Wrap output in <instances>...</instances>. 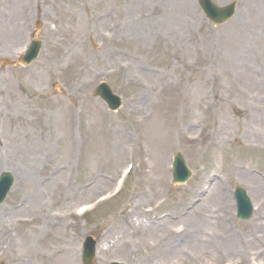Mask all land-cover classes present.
Wrapping results in <instances>:
<instances>
[{
	"label": "rangeland",
	"instance_id": "rangeland-1",
	"mask_svg": "<svg viewBox=\"0 0 264 264\" xmlns=\"http://www.w3.org/2000/svg\"><path fill=\"white\" fill-rule=\"evenodd\" d=\"M213 1L236 15L214 26L197 0H0V59L43 42L28 67L0 63V174L15 178L0 264H84L89 235L94 264H264V0ZM102 81L123 97L117 112L95 94ZM151 215L167 218L162 235L130 225Z\"/></svg>",
	"mask_w": 264,
	"mask_h": 264
},
{
	"label": "water",
	"instance_id": "water-1",
	"mask_svg": "<svg viewBox=\"0 0 264 264\" xmlns=\"http://www.w3.org/2000/svg\"><path fill=\"white\" fill-rule=\"evenodd\" d=\"M200 3L203 9L205 10L206 14L210 18H212L216 24H220L228 20L235 13V3H232L223 8L217 7L211 0H200ZM38 47H39L38 45L36 44L34 45L30 56H27V59L25 58V63L30 61L31 58H33L37 54ZM102 95L105 99L109 100L111 108L116 109L119 107V99L112 95L109 88L103 86ZM177 164H178V170L176 172L175 179L183 182L190 176V171L186 167L185 162L180 155L177 156ZM9 178L11 180V177H9V175L3 176L2 183L0 185V201L3 199V196L5 195L6 191L9 188L10 180L9 183L7 182ZM236 194L239 202V217L249 219L251 216V203L249 198L246 196L245 191L242 189H238ZM93 257H94V253H93V249L91 248L89 249V251L86 252L85 262L87 264H92Z\"/></svg>",
	"mask_w": 264,
	"mask_h": 264
},
{
	"label": "bare ground",
	"instance_id": "bare-ground-1",
	"mask_svg": "<svg viewBox=\"0 0 264 264\" xmlns=\"http://www.w3.org/2000/svg\"><path fill=\"white\" fill-rule=\"evenodd\" d=\"M17 28L19 29L20 28V26H17ZM7 30H8V28H6V29H4L2 32H4V33H6L7 32ZM13 32L14 31H12L10 34H13ZM16 35H18V33H16ZM59 69H57V70H52V73L53 74H55V75H58L59 74ZM216 134V133H215ZM26 148V147H25ZM29 149L31 148V146H29L28 147ZM29 175H32V173H30ZM214 192H213V194L211 195V197H212V199L213 198H215L216 200H222V199H225L226 198V195H227V193H224L223 191H221V190H219V188H218V186H215L214 188ZM205 191V187H204V183H202V184H200L199 185V187H198V189L197 190H195L194 191V193L198 196V195H200L202 192H204ZM214 200V199H213ZM205 204V205H204ZM202 203L201 204V210L199 209V210H197V212H204V217L206 218V220H208V222L210 223L211 221H212V219H209V218H212V217H209V214H210V212H207L206 211V208L208 207L206 204V201H205V203ZM38 209H42V208H40V207H38ZM40 210H38V212H36L35 211V215H36V217H39V211ZM198 213V214H199ZM197 214V215H198ZM2 216H3V213H2V211H0V219L2 218ZM194 219H196V215H195V213L193 212L192 213V215L189 217V220H191V221H193ZM203 219V218H202ZM61 220H62V217H61V215L58 213V214H56V215H54L53 217H52V219L51 220H49V219H46V223H48V224H52V226H60V223H61ZM167 221V218H166V220H163V219H158L157 218V216H153V215H151V217H149L148 216V218H147V222H139L138 224L137 223H135L134 221H130V225L131 226H133V228L135 229V230H137V231H139L141 234H144V233H146L148 230H155L156 231V233H159V234H163L164 233V231L166 230V229H163V230H157L158 228H160V227H162V225L164 226L165 225V223L164 222H166ZM206 222V221H205ZM207 223V222H206ZM153 225V226H152ZM156 226V227H155ZM172 227V226H171ZM45 230H43V232H44ZM172 232V231H171ZM1 237H4L3 235L1 236ZM166 240H168V237H166ZM120 243V242H119ZM168 243H169V241H168ZM114 246H118V241H116V243H114ZM67 261H70V259H68ZM73 264H74V261H73Z\"/></svg>",
	"mask_w": 264,
	"mask_h": 264
}]
</instances>
